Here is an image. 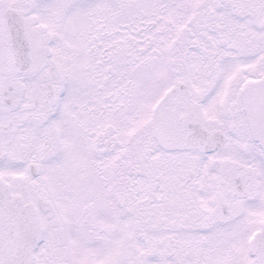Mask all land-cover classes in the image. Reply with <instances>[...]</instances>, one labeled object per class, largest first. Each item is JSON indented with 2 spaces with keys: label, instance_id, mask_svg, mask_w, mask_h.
Wrapping results in <instances>:
<instances>
[{
  "label": "snow or ice",
  "instance_id": "6c2138e0",
  "mask_svg": "<svg viewBox=\"0 0 264 264\" xmlns=\"http://www.w3.org/2000/svg\"><path fill=\"white\" fill-rule=\"evenodd\" d=\"M0 264H264V0H0Z\"/></svg>",
  "mask_w": 264,
  "mask_h": 264
}]
</instances>
